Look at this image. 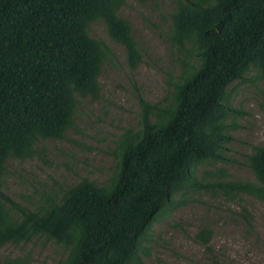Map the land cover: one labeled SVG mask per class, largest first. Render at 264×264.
<instances>
[{"label":"trees","instance_id":"obj_1","mask_svg":"<svg viewBox=\"0 0 264 264\" xmlns=\"http://www.w3.org/2000/svg\"><path fill=\"white\" fill-rule=\"evenodd\" d=\"M126 3L0 0V176L9 158L32 157L41 140L63 138L79 97H98L112 51L91 36L93 22L104 21L129 65H139L141 48L119 14ZM169 41L184 55L182 71L164 101L140 98L138 125L118 136L106 182L83 177L34 208L0 190V247L44 237L64 248L61 264H144L149 230L179 206L178 195L216 187L264 201V144L247 156L254 180L198 178L200 164L225 159L230 120L242 113L231 85L250 72L264 81V0H176ZM212 234L205 226L197 238L208 244Z\"/></svg>","mask_w":264,"mask_h":264},{"label":"rangeland","instance_id":"obj_2","mask_svg":"<svg viewBox=\"0 0 264 264\" xmlns=\"http://www.w3.org/2000/svg\"><path fill=\"white\" fill-rule=\"evenodd\" d=\"M176 0H127L119 14L128 19L142 51L132 68L124 45L114 41L104 21L90 25L91 36L104 40L112 54L101 75L98 97H79L74 125L61 139H45L32 157L9 158L0 176V190L12 199L36 207L44 196L58 193L83 177L104 183L115 165L114 146L128 127L137 126L140 98L164 101L170 82L182 71L184 55L171 44V14ZM233 106L231 138L225 159L198 166V178L209 183L254 180L247 156L264 144V81L250 72L231 85ZM187 191L179 206L161 215L145 240L144 264H264V201L248 194L229 198L216 187ZM213 231L208 244L197 234ZM64 248L44 237L21 245L0 247V264L28 255L29 264H61Z\"/></svg>","mask_w":264,"mask_h":264}]
</instances>
